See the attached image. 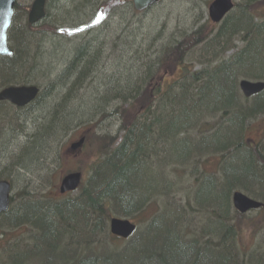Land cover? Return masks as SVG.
<instances>
[{"label": "trees", "instance_id": "obj_1", "mask_svg": "<svg viewBox=\"0 0 264 264\" xmlns=\"http://www.w3.org/2000/svg\"><path fill=\"white\" fill-rule=\"evenodd\" d=\"M104 2L105 0H82L74 9H83L84 5L86 7L89 4L93 9L96 4L101 9L111 3ZM29 8L30 5H24L21 10L24 23L19 22L17 25L23 27L26 34L17 33L12 47L14 55L0 59V83H5L3 87L25 85L29 75L43 72L41 58L46 51V44L38 36L46 34V31L53 33L50 36H65L62 29L56 30L55 25L51 30H35L41 27L28 24ZM100 16L99 14L98 17ZM87 19L83 18L80 22ZM208 25L215 28L210 22ZM80 29L81 25L71 29V32H79ZM219 34V43L208 51L217 56L220 51L226 53L233 49L235 52L223 62L215 76H209L210 73L206 70L192 74L184 70L179 78L170 75L174 74L171 69L167 74L170 79L165 81L169 84L165 90L160 91L155 89V83L149 79L153 77V72L149 73L142 64L141 68L138 66L135 69V72L143 76L136 79V83H128V80L111 83L96 97H85L81 92H85L87 81L90 78L95 81L99 74L96 59H101L102 47L92 49L94 53L91 54L84 53L82 49L72 53L73 57L65 71L67 75L58 78L55 83L63 86V92H68L71 98L66 99L67 95L66 98L54 96L49 99L50 106L54 108L50 111L47 109L34 133L25 134L26 142L18 146L27 151L26 155L24 152L16 159L10 158L6 168L0 167L3 175L9 174L6 177L14 183L11 176L18 173V170H23L21 163H39L42 171L47 173V188H54L55 171L61 172L64 168L66 139L70 136L74 139L79 133L73 127L77 126V122L84 121L83 126L78 125L77 129L88 127L94 124L97 117H100L101 122V118L110 113L109 116H123L121 124L119 123L118 131L112 134L107 132L95 135L94 125L91 129L82 131L79 136L85 139L82 153L93 155L97 160L104 156V159L90 166L85 184L75 196L68 194L55 198L51 195L52 191L48 190L43 193L41 200H33L26 194L23 196L24 203L1 218V224L8 230L0 233V264H104L103 259L118 257L119 262L122 255L130 260L125 264H264V249L261 245L249 254L241 251L239 236L246 227V222L242 221L244 217L234 211L231 198L228 201L222 195L224 192L229 196L235 185L237 191L247 193L250 185L257 184L258 176L263 172L261 168H264V143L251 145L248 139L251 129L242 124L264 115V93L257 98V103L260 104L258 108L262 109L258 114L249 107L242 110L235 106L236 100L247 102L240 93L236 94L238 81L235 82V78L238 74H242L245 79L264 81V0H245L239 11L226 18ZM134 35H137L136 32L130 34ZM172 39L169 38L171 41ZM166 40L164 38L165 45L162 44L161 49L168 50ZM235 41L243 46L237 47ZM227 42L231 44L226 45ZM130 43L132 41L128 44ZM133 45L136 47L135 51H138L137 44ZM166 56L169 57V54ZM74 71L75 74L80 71V74L73 79L71 77ZM205 77L213 81L211 93L203 92L200 86L205 82ZM158 78L160 80L159 76ZM68 81L72 82L67 84ZM40 102L41 96L36 103ZM213 107L218 108L217 113H223L218 118L226 121L216 126L217 130L223 128L214 142L204 143L208 147L207 151L219 161L216 178L207 173L205 180L220 179L221 168L224 166L221 180H225V186L219 190V186L210 184L208 193L203 195L202 203L206 202L205 206L211 210L209 218L202 221L197 230L195 226L182 224L181 217L178 216L169 220L170 224L157 228L151 235L139 237L141 242L135 245L136 238L141 236V223L150 219V214L164 202L156 197L157 199H149L146 203L148 188L159 176L158 172H153L156 170L153 162L161 160V170L170 163L171 172L176 174L188 166L186 156L189 153L198 162L201 153L188 135L195 128L193 122L206 109ZM10 112L12 118L5 112L1 113L0 120L10 124L15 136L13 141L16 142L24 134L21 124L23 119L15 115L12 108ZM229 116L231 119L228 121ZM13 126L19 131L16 132L18 134H15ZM3 136L8 135L3 133ZM240 152L242 153L239 154ZM220 158L226 159L225 165L220 163ZM237 164L239 175L234 170ZM71 172L83 174V170L69 171ZM148 172L158 175L149 179L146 174ZM175 186L177 190L169 192L172 200L173 193H182L180 187L177 184ZM259 194L264 197V190H260ZM109 197L116 202L109 201ZM184 197L183 194L180 197L182 202H193L190 194ZM143 204L139 212L131 213ZM192 212L202 214L203 209L198 206ZM114 217L130 219L137 226V235L128 243L110 234L109 221ZM262 217L261 225L264 226V214ZM193 231L199 233L194 234ZM177 234L185 243L180 241ZM102 238L103 243L100 242ZM132 241L134 242L130 244ZM117 242L121 246L111 248L110 244ZM98 258L101 260L97 261Z\"/></svg>", "mask_w": 264, "mask_h": 264}, {"label": "bare ground", "instance_id": "obj_2", "mask_svg": "<svg viewBox=\"0 0 264 264\" xmlns=\"http://www.w3.org/2000/svg\"><path fill=\"white\" fill-rule=\"evenodd\" d=\"M47 1V0H46ZM105 1H119V0H105ZM165 0H159V2L156 3V5L160 4L161 2H163ZM188 1H192V0H188ZM194 1V0H193ZM245 0H238L235 2H233V6L230 12H228L225 16L222 17L221 21L219 23H212L213 29H211L210 31L207 30V22L206 19L204 18V15L201 12H198L197 14L194 15V17L190 16V18L193 19V26L189 28L188 25H183L182 27H179L177 29V31L175 32V35L172 36V41L167 40L166 45L168 46V50L167 49H159L158 46L155 48L154 44H152L154 41H156V39L154 38L152 40V43L149 45V48L146 49L144 51V55L141 59H138L137 62L139 61V67H142V64H144V66L149 70V73L153 72V77H149L150 81H152L153 83H155V89L157 91L160 90H165L166 86H168L169 83H165V81H167L169 75L167 76V74L170 73V71L173 70V73L176 75V77L180 76L182 73H184V70L189 71L190 74L194 73V72H202L203 70H206L207 73L209 72L210 75L209 76H215V74L220 71L223 62H226L229 57H226L227 54L229 52L232 53V55L234 54L235 50L231 49L228 52L224 53L223 51H220V54L217 56L215 53L208 51L210 48L213 47V45H217L220 41V27L222 26V24L224 23V21L226 20V18L233 14L236 13L237 11H239L241 9L242 3ZM24 5L23 3H20L19 0H15V6L14 8L16 9V11H13V16L11 19V24L10 27L7 30V46L8 49L12 52V55H14V50L12 49L13 47V43L14 41L16 42V34H26V31L23 29V27L19 26L17 27L16 25H19V22H22V20H24V15L23 12L21 11L23 9ZM199 4L195 2L193 8L196 10L199 8ZM45 8H46V4H45ZM111 8H118L119 7L117 5H111ZM132 11L133 9L131 7H129ZM31 7L28 9V14H27V22L28 21V17H29V13H30ZM195 10V11H196ZM108 11H104V10H98L95 15L93 17H91L89 19L88 22L81 24V29L79 32H71V28H67V29H63L64 31L68 32L69 35H71L73 37V34L76 32L77 34L74 35H83V34H93V36L89 39H86V42L83 44V47H88L91 46L92 44L97 43V37L94 36L95 32H97V27H99L96 23H99V25L101 24V22H103V20L107 17ZM99 14L101 15L100 17ZM45 17L39 21L38 23H42L44 21ZM208 22L211 23V21L208 19ZM15 23V25H14ZM24 23V22H22ZM30 24V23H29ZM32 25V24H31ZM76 28V27H73ZM16 36V37H14ZM238 36H240L238 34ZM130 37V36H129ZM133 37H136L135 39H133ZM132 38V44H138V41L140 40V37H138V35H134L131 36ZM166 38V37H164ZM15 39V40H14ZM238 39V38H237ZM236 39V40H237ZM127 42V39L124 40V43ZM237 42V43H236ZM88 44V45H85ZM231 44V43H230ZM228 42L226 45H230ZM234 44L237 47H242V43L235 41ZM165 45V44H164ZM105 46V47H104ZM109 46L108 49H106V47ZM101 47V46H100ZM144 47L139 45L138 49L141 50ZM113 51L115 50L114 44L113 46L110 45V43L107 44H103V48L100 51V58L101 59H105L102 57V55L105 53L106 50H110ZM164 50V51H163ZM153 52V56H150L149 53ZM169 54V57L171 59H168L169 57H167L166 55ZM224 55L223 58L220 55ZM11 55V56H12ZM231 55V56H232ZM46 54H43L42 56V60L45 61ZM10 57V56H8ZM3 57L0 56V59H2ZM145 59V60H143ZM42 61L41 63V67L44 68L43 70V75H41L40 80H34V79H29L28 77L26 78L27 80V84L23 85V87L26 88H34L37 91V97L35 102H29L26 105L22 106V107H18V106H13L12 104H10L8 101H0V104H7L10 105L12 107H7L5 105H0V115L1 113H7V115L9 117L12 118V114L10 112L11 108H12V112H14L15 115H17L18 117L23 119V122L21 123L22 125H25L24 123H36L39 124L42 119L43 116L46 114L47 109L50 111L52 108H54L53 106H50V101L49 99H47V97H54L57 96L58 98H66L65 96L68 95V92H63V90H59V86L56 83V81H58V78H63L65 75H67L66 68L68 67V65L70 64V61L68 63V65L62 66L63 64H66L64 62V59H61L60 61H58L57 63H53L52 66H50L48 63H44ZM144 61V62H143ZM160 61V62H158ZM169 61H171L169 63ZM50 66V67H49ZM60 67V70H57V68ZM172 66V68H171ZM64 67V68H63ZM114 68L111 67V69ZM172 69V70H171ZM63 70L62 74L61 71ZM144 70V69H143ZM76 71V70H75ZM72 75L71 78H75L77 75L80 74V71H77L78 73ZM99 71V69H98ZM55 72V73H54ZM82 72V70H81ZM107 79L101 83V81H97V78L99 76L96 75V80L95 83H97L98 85H101L100 87L109 85V84H113L116 82H121L122 80H128V83H136V79H138L139 77H143L141 74L139 75V72H130L128 71L127 73H116V70H112V71H108L107 72ZM35 75H37V73L31 74L30 76H32V78L35 77ZM56 76V78H49V76ZM162 75H164V77H162ZM158 76L160 77V80L158 78ZM206 76V74L204 75ZM47 78V81H45ZM93 78V77H92ZM158 78V79H157ZM180 78V77H179ZM177 78V79H179ZM182 78V77H181ZM263 78V77H261ZM176 79V80H177ZM256 79V78H255ZM203 80H205V82L203 84H201L200 86L202 87L203 92H209L211 93L213 91V81H211L209 79V77H205ZM238 81V82H237ZM244 81H250L253 83H262L264 84L263 80H254V79H245L242 78V74H238L235 78V82H237V90H236V94H243L242 93V89H241V83ZM72 82V81H70ZM68 81L67 84L70 83ZM89 85H91V83L94 82V79H89L87 81ZM65 83V84H66ZM5 83H0V93L2 91L5 90L4 86ZM140 84V83H139ZM94 85V84H93ZM236 85V84H235ZM93 87V86H92ZM138 87V86H137ZM141 87V86H140ZM56 90H59V94L56 95ZM264 93V90L261 91V93L253 96L252 99L247 100V102L244 101H238L236 100L235 106L245 110L246 108L249 107V109L255 112V114H258L262 111V109L258 108L260 104L257 103V98ZM41 96V102L40 103H36L37 99ZM71 98V96L68 95V97L66 99ZM157 100V98H156ZM49 101V102H48ZM254 101H256L254 103ZM75 108L73 107V110ZM218 108L217 107H213L212 109H206L205 112H203L196 120L195 122H193L192 125L195 126L194 129L191 130L190 134L188 135L190 139H192L195 144L197 145V149L201 155L199 158V161H196V157L193 156L192 154H188L187 157V162H186V167H184V169H182L179 173H175V172H171V168L172 165L170 163H168L165 167L164 170L161 171V173L159 174L158 178H156V176L158 174H152L151 172L146 173L149 179H154V184L150 185L148 188V197L146 199V203L149 199L154 200L156 197H159L161 199L164 200L163 204L161 207L157 208L156 210H154V212L152 214H150L151 218L147 219L146 221L141 223V236H138L136 238V242L134 243L135 245L139 244V242H141V240L139 239V237H142L143 235H151L152 233H154L156 231L157 228H160L162 226H166L168 224H170L171 219L173 218H177L178 216L180 217V215L184 212V210H195V208H197L198 206L202 207L203 212L202 215L203 217L209 218L210 216V212L211 210L208 209V207H206L205 205H203L201 203V201L199 199H194L190 196V200L193 202L192 203H180L178 201H174L171 200L169 192L170 191H175L177 190V187L175 186V184H177L182 193L181 195H185L184 198L188 197L189 194L193 193V191H195L196 189H198V192L200 193H204V188L205 185L208 184L209 188H210V184H214L215 187L219 186L221 190L224 186H225V180L222 182L221 177L222 174L220 176V179H213V180H205L207 178V172L209 169L217 167V164L219 161H216V159L213 157V155L210 153V151L208 152L207 149V145L204 143H213L214 140L217 138L218 136V132L219 130H217L216 126H219L220 124L224 123L226 120H222L219 119L218 116L222 115L223 113H217ZM35 114L38 115L37 120H35V118L33 117ZM110 114V113H109ZM107 114L106 118L103 120L104 122L101 121V125L102 123L103 126H105L106 124H111V123H120L122 121V117L123 116H114V115H110ZM216 117V119H215ZM261 117V116H259ZM257 116V118L255 119H249L248 122L246 123H242L244 125V127L251 129V127L254 125L252 122L255 121L256 119L259 118ZM229 119H231V116H229L227 118V120L229 121ZM84 121H80L77 122L76 125L78 126H83ZM232 122V121H231ZM228 123V122H227ZM226 123V124H227ZM0 167L6 168V165L9 164L7 163V161H9L10 158H18L21 153L24 155H26L25 149H23V147H18V146H12L13 144V140L15 138L14 134L12 133V127L10 126V124H8L6 121L0 120ZM75 124V123H73ZM75 128V125L73 126ZM110 127V126H109ZM112 127V126H111ZM107 128V127H105ZM24 129V126H23ZM243 129V128H242ZM77 130V128L75 129ZM3 133L6 134L5 137L3 136ZM107 134V133H106ZM105 134V135H106ZM183 134V132L181 133V135ZM218 140L215 142V145H217ZM201 144V145H200ZM187 147V146H185ZM82 147L78 150H81ZM168 148H166L167 150ZM203 153H202V152ZM199 153V154H200ZM242 152H240L239 154H241ZM218 158V157H217ZM100 159H104V156ZM99 159V160H100ZM99 160H97L95 158L94 163L98 162ZM226 159H222L220 158V163H222L223 165H225V161ZM175 161H179L178 159H175ZM161 162V160H155L153 162V164L156 166V170H154L153 172H158L157 170L161 169V164H159ZM23 167V170H18V173L15 172V174H17V176H19L20 174H26L27 176H30V180H28V183L25 187V189H22L21 191H19L18 193H16L13 196V191H14V186L16 185L15 183H13L12 181H10L6 176H2L0 177V184L2 183H7L9 185V208L6 212H4L3 214L0 215V224H1V218L6 215L8 212L13 211L15 208H17L19 205H21L22 203H24V199L23 196H26V194L28 193V191L26 192L27 188H32L33 186L36 185L35 189H42L45 190L47 189V183H46V179H47V173L46 171H42V168L40 166L39 163H35V164H29V163H21ZM25 168V169H24ZM261 169H263V172L261 175L258 176V181L257 184H252L250 185V187L248 188V192L247 193H243L242 191L238 190L237 191V186L235 185L232 189V191L230 192L229 196L228 194H224V192L222 193V195H224L223 197L227 198L228 201L231 200L233 201V198L235 196V194L240 193V194H250L249 196L245 195L246 197L250 198L253 202L260 204V207L253 210V212H258V213H263L264 214V197H262L259 192L260 190H264V168L262 167ZM258 170V169H257ZM13 174V175H15ZM81 174V180H80V184L78 186V188L72 192L70 195L72 194H77L79 189L82 187V185L85 184V179H84V175L82 173ZM219 174V175H220ZM175 183V184H174ZM66 196V195H64ZM19 198V201L17 202L16 199ZM34 198V195L32 196ZM41 197H43V194L41 196L35 197L37 200H41ZM109 201H113L114 203L116 202L115 199L113 200L112 198H107ZM157 199V198H156ZM32 200V199H31ZM145 204V203H144ZM143 205H141V207L136 208V210L131 211L132 212H139V210L141 208H143ZM235 211V210H234ZM236 212V211H235ZM133 213V214H134ZM117 218V217H116ZM8 228L1 224L0 225V233H2L3 231H7ZM175 232L176 229L174 228ZM137 235V233L135 234ZM132 236L131 238H129L126 242L128 243L130 240L133 239ZM178 235V234H177ZM179 236V235H178ZM180 241H182L183 243H185V241L179 236ZM100 242L103 243V238L100 240ZM134 241L130 242V244H132ZM141 245V244H140ZM138 245V246H140ZM118 257L114 258V257H107L106 259H103L102 263L106 264H125V263H129L130 260H128L129 258L127 256H121L120 261H118ZM101 259H97V261H100Z\"/></svg>", "mask_w": 264, "mask_h": 264}, {"label": "rangeland", "instance_id": "obj_3", "mask_svg": "<svg viewBox=\"0 0 264 264\" xmlns=\"http://www.w3.org/2000/svg\"><path fill=\"white\" fill-rule=\"evenodd\" d=\"M20 3H23V5H30L33 3L34 0H19ZM82 0H49L47 7H46V18L45 20L37 25V28L35 30H51V27L55 25L56 30L57 28L59 29H67L73 27L80 26L83 23H86L89 21L91 17L95 15V13L98 10L103 9L104 11H108L107 17L101 22L96 23L99 27H97V32H95V35L97 37V43L92 44L91 46L88 47H83V44L86 42V39H89L93 36V34H83V35H74L77 33L73 34V37L68 34V32L63 30V34L65 36H50L53 33L50 31H46V34H43L42 36H38L37 38L42 39L44 41L45 45V52L42 54H46L45 58L46 60L43 61L44 63H48L50 66H52L53 63H57L61 59H64V62L66 64H63L62 66L68 65L69 61H71L72 53H77L78 50H83L84 53L86 54H91L94 53L92 52V49L102 47L103 44L110 43L111 46L115 47V50L111 51L106 50L105 53L102 55L103 58L105 59H96L97 61V67L99 68V76L97 78V81H101L103 83L108 77H107V72L110 70H116L117 72L127 73L128 71L135 72V69H138L137 67L139 66V62H137L138 59H141L144 55V51L149 48V45L152 43V40L155 38L157 42H153L155 48L158 46L159 49H161L162 44H164V37L168 40V38L172 37L175 35V32L179 27H182L183 25H188L189 28L193 26V19L190 18V16L194 17L195 14L198 12L203 13L204 18L206 19L207 22V30H211L212 27L208 25V8L210 4L214 0H165L161 2L158 5H155L154 7L150 8L147 12L138 14L132 11L128 6L124 5L122 6L121 0L117 2H111L107 3L105 8L98 7V5H95V9L91 8L90 4L89 6L87 5L83 7V9L78 8L77 10L74 9L75 5H79ZM238 1V0H236ZM75 2V3H74ZM104 2V3H105ZM198 3L199 8L196 10L194 9L193 6L194 4ZM103 3V4H104ZM111 5H117L118 8H111ZM82 8V7H81ZM80 9V10H79ZM196 10V11H195ZM82 11V12H81ZM89 12V16H88ZM65 13L66 16H65ZM88 16V17H87ZM87 19L86 21L80 22V20ZM17 26V25H16ZM44 26V27H43ZM136 32L138 37H140V40L138 41L137 47L139 45L143 46L144 48L138 51H135L136 47L130 43L129 41L132 40L130 34ZM130 36V37H129ZM43 38L49 39L48 41ZM160 41H158V39ZM120 39V40H119ZM127 39V42L124 43V40ZM166 40V42H167ZM48 42V43H47ZM152 46V45H150ZM105 47V46H104ZM109 46L106 47L108 49ZM132 49V51L130 50ZM42 51V50H41ZM96 51V50H95ZM150 56H153V52L149 53ZM232 53L229 52L226 57L231 56ZM223 56L224 55H220ZM42 59V58H41ZM49 66V67H50ZM111 69V67H113ZM57 70H60L61 66H58ZM64 68V67H63ZM36 72V71H34ZM63 70L61 71L60 74H62ZM55 73V72H54ZM41 75H43V72L40 74L35 75L34 78L29 75V79H34V80H40ZM170 75H175V74H170ZM176 77V75H175ZM49 78H56V76H49ZM170 79V77H168ZM167 79V80H168ZM47 81V78L46 80ZM94 84V85H93ZM102 85V84H101ZM101 85H98L95 83H91V85H86V90L85 92H81V94H84L85 97L88 96V98H94L96 95H99L102 93L106 86L100 87ZM93 86V87H92ZM63 86H59V90L62 89ZM59 90H56V95L59 94ZM52 97H47V99H51ZM49 102V101H48ZM51 102V101H50ZM78 105V104H76ZM35 120H37L38 115L35 114L33 116ZM107 116H104L101 118V121L104 122L103 120ZM100 117H97L95 120L94 124L88 126V127H83L80 129H77L76 132L79 133L76 136V138L72 139L71 136L66 139V146H67V155L65 158L64 162V168L61 169L60 171H55V190L53 187L51 189L47 188L45 190L42 189H35L36 185L33 186L32 188H27L26 192L28 191L27 195L29 198H32L33 200H37L35 197L41 196L43 193H45L48 190L52 191V196H55V198H58L59 193H58V186L60 184L61 179L63 178L64 175L69 174V171L73 170H83V175L84 179L86 180L87 178V173L89 172L90 166L94 163L95 158H93V155L87 156L86 154H83L82 152L77 153V154H70V145L76 143L77 138L81 135V133L84 132V130L91 129V126L94 127V134H99L102 135L104 133H115L118 131V126L119 123H111L106 124L103 126L101 122H99ZM254 125L251 127V132L249 133L248 139L251 143V145H254L255 143H264V115L256 119L255 121L252 122ZM24 133L21 135L20 140L14 142L12 146H19L21 144H24L26 142L25 134L31 135L35 131V127L37 126L36 123L30 122V123H24ZM109 126L111 128H109ZM14 127V126H13ZM78 126H75V129ZM107 127V128H105ZM223 127H220L218 130L220 131ZM93 129V128H92ZM15 134H18L16 132H19L15 127ZM83 131V132H82ZM72 134V133H71ZM20 135V134H19ZM24 137V138H23ZM55 163V161H54ZM51 164V163H50ZM52 166L54 164H51ZM82 167V169H81ZM224 167V166H223ZM223 167L221 168L222 175H223ZM216 169L217 167L211 168L208 170L207 173L209 175H214L216 178ZM242 169V168H240ZM233 170V168H232ZM237 175H239V165L235 167ZM161 169L158 171V173H161ZM225 171H227V168H225ZM0 172H2V169H0ZM231 170L229 171L230 175ZM85 173V174H84ZM19 174V173H18ZM236 174V173H235ZM7 174L6 176H8ZM86 175V176H85ZM3 172L0 174V177H2ZM11 178L15 181L14 183L16 184L14 186V191H13V196L21 191L22 189H25L28 180H30V176H27L26 174L22 175L20 174L19 176H16L12 174ZM204 193L198 192V189L193 191V193L190 194V196L194 199H199L202 203V198L204 194L208 193L209 186L208 184L205 185V188L203 189ZM244 193V192H243ZM34 195V198L32 197ZM76 194H72L70 196H75ZM249 196V194H245ZM181 194L178 195L177 193L172 194V198L174 201H178L182 203L181 199ZM18 197L16 201H19ZM171 198V197H170ZM172 200V199H171ZM183 204V203H182ZM203 205L206 204L202 203ZM202 214H197L196 212H192L191 210H184V212L180 215L181 220L180 222L182 224L186 225H191L195 226L198 230L199 226H201L202 221H205V218L201 216ZM263 214H259L258 212H250L248 215L245 216V218L242 220L243 222H246V227L242 229V232L239 236V246L240 249L243 253H250L253 251L259 244H261L262 249H264V226L261 225L263 224ZM196 224V225H195ZM193 229V228H192ZM194 234L199 233V231H193ZM116 244V245H115ZM111 248H117L121 246V243H112L110 244ZM208 248V247H206Z\"/></svg>", "mask_w": 264, "mask_h": 264}, {"label": "water", "instance_id": "obj_4", "mask_svg": "<svg viewBox=\"0 0 264 264\" xmlns=\"http://www.w3.org/2000/svg\"><path fill=\"white\" fill-rule=\"evenodd\" d=\"M133 1L135 9L142 11L159 2V0H128ZM46 0H35L32 4L28 21L30 24H37L45 17ZM15 0H0V56L8 57L12 52L7 46V30L10 27L13 16ZM233 0H215L209 7V16L213 23H219L223 16L231 11ZM242 93L245 98H251L264 90V84L244 81L241 83ZM37 97V91L34 88L11 87L0 93V101H8L14 106L22 107L32 102ZM85 140L81 138L77 143L71 146V151L76 152L80 149ZM81 180L80 173L67 175L61 182L60 193L74 192ZM9 185L0 184V215L9 208ZM235 209L244 214L250 210L260 207V204L253 202L243 194L237 193L233 198ZM135 231V225L128 220L112 219L110 221V233L120 239H128Z\"/></svg>", "mask_w": 264, "mask_h": 264}]
</instances>
